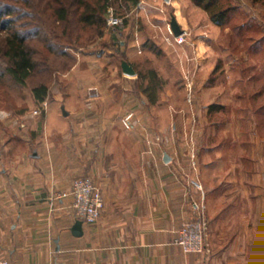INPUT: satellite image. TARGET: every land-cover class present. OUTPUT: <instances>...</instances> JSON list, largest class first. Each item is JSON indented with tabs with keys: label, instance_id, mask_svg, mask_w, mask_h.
Wrapping results in <instances>:
<instances>
[{
	"label": "rangeland",
	"instance_id": "rangeland-1",
	"mask_svg": "<svg viewBox=\"0 0 264 264\" xmlns=\"http://www.w3.org/2000/svg\"><path fill=\"white\" fill-rule=\"evenodd\" d=\"M54 1L0 0V16H3L0 19V171L24 169L23 152L28 150H24L22 141L33 136L31 129L40 131L39 142L44 133L50 131L46 114L52 104H56L59 116L65 102L76 105L80 99L87 104L95 100L105 109L110 107L108 116L115 113V109L118 111L115 118L111 117L110 125L120 123L125 130L126 134L117 132L122 148L129 151V139H125L129 131L151 136L147 144L151 171H162L165 158L157 143L164 134V147L171 158L165 161L171 164L165 171H179L185 184L190 177H195L204 186L207 182L221 185L225 192L233 186L231 196L239 193L246 197L242 215L247 219L246 224L251 223V218L262 217L263 221L264 0H231L240 10L232 14L224 26L215 24L207 12L193 6L191 0H139L137 5L115 2L106 12V25L100 35L98 28L79 22L74 10L77 6L72 8L68 22H57L52 10ZM141 1L144 3L139 6ZM177 5H181V10L177 11ZM159 6L162 7L158 11ZM9 9H13L10 15ZM172 13L177 14L182 23L183 17L190 23L188 27L185 23L186 27L181 26L188 31V37L184 44L178 45L192 48V56L196 54L197 64L202 66L199 77H209V84L200 86L205 88L200 97L186 92V87L194 80L195 71L188 64L193 58L186 59L189 49L183 51L170 43L174 33ZM112 17L121 19L122 23L109 26L108 20ZM11 21L16 22L11 24ZM16 29L27 33L26 43L34 54L35 69L25 85L6 71V43ZM123 61L135 66L141 77L125 74ZM41 85H46L49 91L43 102L33 93V89ZM146 87L151 95H156L157 101L150 102L143 92L144 99L155 109V117L165 116L163 122L151 119L154 125L147 123L146 114L138 107L133 109L134 118L129 128V122L125 124L129 98L137 104V98L142 99L137 91ZM69 89L79 91V99L76 96L69 100L66 96ZM207 105L209 107L205 108ZM212 105L215 108H210ZM136 110L143 118L141 125ZM96 118L103 123L109 121L106 116ZM134 123L142 127L134 128ZM161 123L167 126L162 127L166 133H157ZM32 125L36 128H31ZM153 152H157L155 156ZM172 155L178 162L172 163ZM134 171L139 170L134 168ZM213 171H221V174L217 177ZM84 176L89 175L78 177ZM254 198L259 202L253 203Z\"/></svg>",
	"mask_w": 264,
	"mask_h": 264
},
{
	"label": "crops",
	"instance_id": "crops-1",
	"mask_svg": "<svg viewBox=\"0 0 264 264\" xmlns=\"http://www.w3.org/2000/svg\"><path fill=\"white\" fill-rule=\"evenodd\" d=\"M180 6H176L177 11ZM161 7L156 8L159 11ZM173 17L178 18L180 27L190 26L184 17L185 24L177 14L172 13ZM170 43L183 51L189 49L186 59L193 58L188 64L195 75L186 92L202 96L205 88L200 86L208 85L209 77H199L202 66L197 64V55L192 56L188 45ZM137 93L142 99L137 98L134 104V99L129 98V113L140 107L147 123L152 124L151 119L163 122L165 116L155 117V109L150 108L143 92ZM78 94L69 89L66 96L69 100L76 96L79 99ZM79 101L76 105L65 102L59 116L56 104H52L46 114L47 132L51 133H44L39 142L40 131L31 129L33 136L22 141L24 150H28L23 152L24 169L0 171V258L9 259L11 264H264V216L263 221L262 217L251 218V223L246 224L242 216L247 204L244 194L231 196L233 186L225 192L221 185L209 184L205 177L204 191H199L190 184L197 178L190 177L189 184L183 183L179 171H165L171 168L165 161L162 171H151L148 133L129 131V137L125 136L129 139L128 151L118 143L122 139L117 132H125L121 124L110 125L118 111L108 116L109 106L105 109L95 100L91 104ZM139 112L135 114L141 125ZM98 116L109 117V121L103 123ZM136 127L142 126L134 123ZM157 127V133H166L162 131L166 125ZM162 135L164 139L157 147L165 158L168 151ZM115 148L119 151L115 152ZM172 157V163L178 162ZM220 172L213 171L217 177ZM81 175L92 176L102 188L105 212L98 224L84 223V233L77 237L72 233L77 221L72 198L56 195L70 191L74 178ZM202 196L210 223L208 241L213 249L209 258L185 253L175 243L181 224L195 217L191 197L200 200ZM255 201L259 202L257 198Z\"/></svg>",
	"mask_w": 264,
	"mask_h": 264
},
{
	"label": "trees",
	"instance_id": "trees-1",
	"mask_svg": "<svg viewBox=\"0 0 264 264\" xmlns=\"http://www.w3.org/2000/svg\"><path fill=\"white\" fill-rule=\"evenodd\" d=\"M115 2L137 5L139 0H55L54 4H52V10L56 21L61 23L68 22L69 15L75 10V13L77 12L78 14L79 22L86 27L98 28L100 30L98 34L100 35L103 32L102 28L106 25V12ZM191 2L206 11L211 20L219 26H224L232 14H236L240 10V7L233 4L231 0H191ZM12 12L13 9L7 11L9 15ZM1 17L3 16L1 15L0 19H2ZM15 22L11 21V24H15ZM16 30L10 35L6 43L5 55L8 59L6 71L17 82L25 85L26 80L32 76L35 69L34 54L26 43L28 39L27 33L22 34L18 29ZM52 48L54 49V47ZM140 77L141 75H139ZM149 90L146 87L141 91L148 96L150 102L155 103L157 97L153 93L151 95ZM33 93L39 102H43L48 97V87L46 85L35 87ZM210 108H215V105L210 106Z\"/></svg>",
	"mask_w": 264,
	"mask_h": 264
},
{
	"label": "built area",
	"instance_id": "built-area-1",
	"mask_svg": "<svg viewBox=\"0 0 264 264\" xmlns=\"http://www.w3.org/2000/svg\"><path fill=\"white\" fill-rule=\"evenodd\" d=\"M143 3L144 1H141L139 6L143 5ZM120 22L122 23L121 19L112 17L108 20V25L115 26ZM187 37L188 31L186 30H183L182 34L178 36L172 33V39L177 44H184L187 41ZM133 118L134 113H129V116L125 119L126 125H128L129 122V128L132 126ZM195 158L194 156L193 159ZM195 164L197 166L196 162ZM190 184L199 191H204V187L199 178L195 181H191ZM61 195L62 196H59L60 198H72V205L77 220H82L87 224H97L103 218L105 212L104 192L93 177L84 176L75 178L70 191L64 192ZM191 205L195 211V217L181 224L179 236L175 243L179 245L185 253L202 255L209 258L213 255V249L208 241L210 223L206 214L207 206L205 197L202 196L200 200L191 197ZM0 264L11 263L7 258H0Z\"/></svg>",
	"mask_w": 264,
	"mask_h": 264
},
{
	"label": "water",
	"instance_id": "water-1",
	"mask_svg": "<svg viewBox=\"0 0 264 264\" xmlns=\"http://www.w3.org/2000/svg\"><path fill=\"white\" fill-rule=\"evenodd\" d=\"M172 29L174 31V34L176 36L182 34L183 29L180 27L177 19L175 17L172 18ZM122 68L124 73L129 74V75H136L137 72L135 70V68L133 67V65L130 62L127 61H123L122 62ZM65 114L67 115L68 113L65 112ZM171 160V158L166 155L165 156V161L169 162ZM83 224L84 222L82 220H77L76 223L73 225L72 227V233L74 236L80 237L83 235L84 231H83Z\"/></svg>",
	"mask_w": 264,
	"mask_h": 264
}]
</instances>
